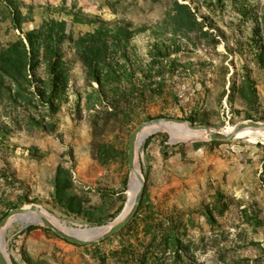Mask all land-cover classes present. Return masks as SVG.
<instances>
[{
  "label": "rangeland",
  "instance_id": "obj_1",
  "mask_svg": "<svg viewBox=\"0 0 264 264\" xmlns=\"http://www.w3.org/2000/svg\"><path fill=\"white\" fill-rule=\"evenodd\" d=\"M176 5L194 15L191 30ZM45 20L66 23L65 74L51 107L0 96V221L35 205L67 228L113 223L129 203L128 142L146 121L178 118L220 133L264 124V0H0V58ZM103 24L131 31L104 42L111 66L127 72L120 88L135 90L102 94L120 103L96 118L88 104L98 84L86 81L78 47ZM165 139L152 134L137 149L143 194L120 233L78 246L15 220L3 237L8 260L135 264L152 252L159 264H264V139ZM155 225L173 231L174 254L149 249L161 240Z\"/></svg>",
  "mask_w": 264,
  "mask_h": 264
},
{
  "label": "trees",
  "instance_id": "obj_2",
  "mask_svg": "<svg viewBox=\"0 0 264 264\" xmlns=\"http://www.w3.org/2000/svg\"><path fill=\"white\" fill-rule=\"evenodd\" d=\"M176 6L175 18L180 19L191 30L192 26L197 24L194 15L186 5ZM65 28L64 21L45 20L37 28L25 33V41L19 37L16 42L7 46L5 57L0 58V96L4 92L9 93L16 102H29L32 98L38 97L43 105L51 107L65 74L61 61V50L67 42ZM97 33L100 34L86 36L79 44L78 58L87 70L86 81L98 84V88L93 90L97 94L96 99H91L88 106L95 111L96 118L101 116L106 118L116 112L120 100L112 99L105 103L102 94L110 92L113 95L124 96L133 93L135 89L134 86L129 89L120 88V77L126 76L127 72L122 70L118 73L117 67L111 66L108 48L104 42L107 37L105 33H131V31L127 26L110 28L103 24ZM40 67L43 68L45 79L37 77ZM35 82L39 83L38 87H33ZM97 106L99 109L95 110ZM154 229L159 230L161 240L155 246L150 244L149 249L154 247L153 252L163 254L169 251L170 254H174L173 231L169 228L161 229L159 225H155ZM151 254L152 252L147 253V257L141 256L135 264H159V259ZM176 263L177 260H174L171 264Z\"/></svg>",
  "mask_w": 264,
  "mask_h": 264
},
{
  "label": "water",
  "instance_id": "obj_3",
  "mask_svg": "<svg viewBox=\"0 0 264 264\" xmlns=\"http://www.w3.org/2000/svg\"><path fill=\"white\" fill-rule=\"evenodd\" d=\"M163 125H181L185 126L188 130L193 132H204L208 135V141H233L239 131L245 128H252V129H260L264 130V124L261 123H254V122H248V123H241L234 127L233 131L230 134H223L220 132H217L208 126H195L191 122L183 119L178 118H170V117H164V118H157L153 120L146 121L139 125L136 130L131 134L129 142H128V148H127V166L130 173V176L132 172L135 171L136 164L139 163L137 161V149L141 145V143L148 138L150 135H145V130L156 128ZM166 142H170L171 144H176L178 142H173L170 140V138L166 135ZM137 180L140 183V186L138 188V191L136 193L134 202L132 204V207L130 211L125 215L122 219L118 220L117 222L111 223V227L108 228L105 231H94L89 239L83 240L75 237L74 235L70 234L69 232H65L61 229H59L57 226L51 224L47 219H45L43 216H41V208L35 205H31L27 208H14L10 210L0 221V242L3 241L4 232L9 224V222L14 218H19L21 216L29 215V214H36L39 218V220L32 225H42L43 227L47 228L51 232H53L55 235L60 237L61 239L78 246H89L96 243H100L102 241H105L118 233L122 231L124 227H126L131 220L135 217L137 214L142 194H143V184L144 181L139 178V175H137ZM130 182V180H129ZM27 226V225H26ZM9 261V260H8ZM5 257L3 256V253L0 249V264H12L10 261L8 262Z\"/></svg>",
  "mask_w": 264,
  "mask_h": 264
},
{
  "label": "bare ground",
  "instance_id": "obj_4",
  "mask_svg": "<svg viewBox=\"0 0 264 264\" xmlns=\"http://www.w3.org/2000/svg\"><path fill=\"white\" fill-rule=\"evenodd\" d=\"M233 131V129L228 130L227 132H224L223 134H230ZM158 132H163L165 133L171 141L173 142H185V141H190V142H195V141H203V140H208V135L204 132H193L188 130L185 126L181 125H163L159 126L156 128L148 129L145 130L144 134L145 135H150V134H155ZM254 137V136H260L264 139V130L260 129H252V128H245L239 131L235 137V139L239 137ZM137 175H139V178L143 180V176L141 175L140 169L138 167V164H136L135 171L132 172L130 176V182H129V190H130V196H129V203L127 202L128 205H126L123 213L121 216L116 219L114 222H117L118 220L122 219L127 213L130 211L132 204L134 202L136 193L138 191V188L140 186L139 181L137 180ZM41 216H43L45 219H47L51 224L57 226L59 229L69 232L70 234L74 235L75 237L79 239H89L94 231H105L108 228L111 227L112 224L105 226V227H99V228H91V229H74V228H67L66 226L60 224L55 218L52 216L48 215L44 210H41ZM15 220H21L23 222L33 224L39 220L38 216L36 214H29L25 216H21L19 218H14L12 219L10 223H12ZM0 249L1 252L3 253V256L5 259L8 261L7 255L4 252V244L3 241L0 242ZM9 262V261H8Z\"/></svg>",
  "mask_w": 264,
  "mask_h": 264
}]
</instances>
